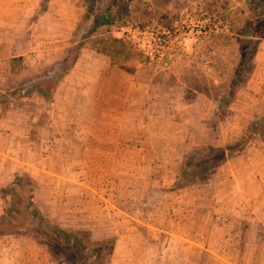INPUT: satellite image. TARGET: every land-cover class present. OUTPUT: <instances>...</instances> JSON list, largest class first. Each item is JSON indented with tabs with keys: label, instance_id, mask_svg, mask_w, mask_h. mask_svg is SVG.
Returning <instances> with one entry per match:
<instances>
[{
	"label": "rangeland",
	"instance_id": "obj_1",
	"mask_svg": "<svg viewBox=\"0 0 264 264\" xmlns=\"http://www.w3.org/2000/svg\"><path fill=\"white\" fill-rule=\"evenodd\" d=\"M107 9L115 23L91 34ZM240 32L254 36L242 46ZM95 38H120L132 55L112 62L89 47ZM258 42L264 0H0V243L27 234L32 264H93L95 242L113 247L108 264L126 251L154 264L144 258L160 256L154 245L167 234L142 216L160 212L164 178L200 158H186L199 147L262 137L247 112ZM244 165L233 155L212 175L208 214ZM213 224L210 250L193 252L201 264L223 251Z\"/></svg>",
	"mask_w": 264,
	"mask_h": 264
},
{
	"label": "crops",
	"instance_id": "obj_2",
	"mask_svg": "<svg viewBox=\"0 0 264 264\" xmlns=\"http://www.w3.org/2000/svg\"><path fill=\"white\" fill-rule=\"evenodd\" d=\"M258 45L254 53L255 60H258L254 67V77L248 82L252 102L248 106L247 112L250 113L252 118L248 117V119L251 120L264 116V47L261 42H258ZM236 159L244 162L245 165L242 169L240 168L239 172H235L236 175L232 179L228 177L221 182L230 187L231 180H233L236 192L233 195L230 194L231 192L227 193L229 187L226 186L224 195H217L219 207L215 215L208 214L209 211L204 208L207 203L213 200L207 194L208 186L213 181L212 178L205 185L170 190L169 193L162 191L163 193L160 195L155 193V203L156 206L159 205L160 212L155 217L149 216L148 218L144 215L142 217L146 225L167 235L164 241L154 245L160 249V256L153 258L148 256L144 258L146 261L154 264L178 262L201 264L200 259L194 258L193 252L198 250L205 255L206 251L210 250L209 233L212 231L211 224L214 222L213 226L222 229L223 232L221 239L215 244L223 251L212 253L217 264H264V138L248 145L240 154L236 155ZM223 167L222 164L219 169ZM219 169L217 171H220ZM246 173L247 175H245ZM176 176L177 173L170 180L164 178V185H168V188L171 187ZM229 181L230 183H228ZM156 183L155 179L147 180L144 183V188L152 190ZM112 184L115 182L113 181ZM183 191L186 193V197L181 198V201L185 202V208L180 207L179 193ZM233 199L234 201H232ZM196 203L197 205H195ZM77 211L75 213H79L77 216L80 219L87 216L83 212L84 208L79 207ZM213 216L215 220H213ZM209 217H211L210 220ZM232 219L235 220L234 230L229 226ZM231 233L235 235L231 237ZM2 241L0 243V264H32V255L29 249H33V240L27 234ZM20 241L26 242L25 244H29V246H22ZM166 250L167 252L170 250V255L166 253ZM183 250L187 256L176 255ZM111 261V264L141 262L136 255L127 251L117 260L112 258ZM206 261H209L207 256ZM206 261H203L202 264H207Z\"/></svg>",
	"mask_w": 264,
	"mask_h": 264
},
{
	"label": "trees",
	"instance_id": "obj_3",
	"mask_svg": "<svg viewBox=\"0 0 264 264\" xmlns=\"http://www.w3.org/2000/svg\"><path fill=\"white\" fill-rule=\"evenodd\" d=\"M108 14H95L93 15L92 25H91V34L96 32L99 27L103 25H112L115 23V15H117L114 12L109 11L107 9ZM254 36V34H251L250 32H240L238 33V36L241 39V45L245 44V39H250ZM132 44V43H130ZM129 44V45H130ZM128 44H125L122 39L120 38H95L91 41L89 44V47L97 52L103 53L107 55L112 62H117L121 59H128L132 55V51L128 49ZM132 46V45H131ZM244 46V45H242ZM253 123L252 125H260V128L262 131L261 139L264 138V116L261 117H255L252 119ZM258 127V126H257ZM258 131V128L257 130ZM253 136L256 135V133H252ZM248 138V137H247ZM247 138L240 139L239 144H237L235 147H218V148H211L208 145L199 147L195 149L194 153L190 154L186 158L195 157L196 155L200 156V158L190 159L188 163L186 164V168H182L180 173L177 174L173 184L169 188V190H179L184 187L189 186H200L207 184L212 175L219 169V167L231 156L240 154L247 146ZM215 150V154H217V157H213L214 155L210 156H204L203 151L206 150ZM185 166V164H184ZM190 169V170H189ZM6 219H2L3 221ZM55 228L58 236H62L67 234L66 230L62 228L58 223H55ZM39 231L45 235L48 238L53 239V236L46 232L43 227L41 226V223L38 224ZM70 235V234H69ZM75 240V239H73ZM94 247H96V260L93 261V264H108L110 260V255L112 254L113 247L109 244H106L105 242H95L92 243ZM91 244V245H92ZM49 249L50 254H53V248L52 246H46Z\"/></svg>",
	"mask_w": 264,
	"mask_h": 264
}]
</instances>
